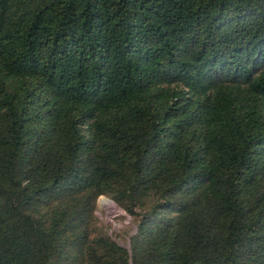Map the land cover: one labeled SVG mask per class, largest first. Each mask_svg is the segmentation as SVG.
Listing matches in <instances>:
<instances>
[{"label": "trees", "instance_id": "1", "mask_svg": "<svg viewBox=\"0 0 264 264\" xmlns=\"http://www.w3.org/2000/svg\"><path fill=\"white\" fill-rule=\"evenodd\" d=\"M0 264H264V0H0Z\"/></svg>", "mask_w": 264, "mask_h": 264}, {"label": "rangeland", "instance_id": "2", "mask_svg": "<svg viewBox=\"0 0 264 264\" xmlns=\"http://www.w3.org/2000/svg\"><path fill=\"white\" fill-rule=\"evenodd\" d=\"M95 216L98 224L107 228L108 236L127 246V236L134 229L132 218L107 197H100L97 200Z\"/></svg>", "mask_w": 264, "mask_h": 264}]
</instances>
